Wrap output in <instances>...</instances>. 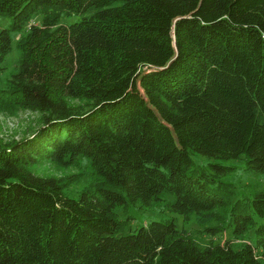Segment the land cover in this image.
<instances>
[{"label":"trees","instance_id":"16d2710c","mask_svg":"<svg viewBox=\"0 0 264 264\" xmlns=\"http://www.w3.org/2000/svg\"><path fill=\"white\" fill-rule=\"evenodd\" d=\"M0 15V63L29 23L0 111L39 115L0 137V264H264V187L234 194L235 165L189 157L264 175V0H0ZM159 201L210 241L114 211Z\"/></svg>","mask_w":264,"mask_h":264},{"label":"rangeland","instance_id":"374dc122","mask_svg":"<svg viewBox=\"0 0 264 264\" xmlns=\"http://www.w3.org/2000/svg\"><path fill=\"white\" fill-rule=\"evenodd\" d=\"M41 15H37L34 18V22L37 23L40 19ZM73 19V16L68 18L67 21ZM11 20V16L7 17L6 15H0V26L8 27ZM29 29V23L24 25L23 31H13L12 32V41L13 44L11 46L10 52L7 53L5 59L1 62L3 68H0V85L7 84V78L9 73L16 68V63L18 58H20V50L16 47V39L19 36V33L26 32ZM0 63V64H1ZM38 111L31 109H21L18 113L10 116V114L0 111V137L5 140L14 138H20L25 135L27 131L31 128L39 125L37 122ZM189 157H191L193 163L198 162L199 164H203L206 168H209L207 162H217L230 166H234L233 171H228L227 173L221 175V179L224 181H228L232 184L234 194H245L249 195V190H251V186L248 184L253 182L254 184H259V189L264 187V175L255 174L254 171L248 170L245 171L243 169L244 164V156L242 155L239 158L234 159H218L217 157H204L200 153L193 151L189 153ZM60 170H57L54 173L60 174ZM69 172V171H66ZM88 177L85 176L83 180L79 181L77 184L71 186V192L76 193L86 181ZM165 198H171L169 194L165 196ZM163 201L156 202L154 205H141L139 203H134L127 205L126 210L123 209L122 205H117L114 207V211L117 215L121 217H126L130 215L129 227L137 228L141 225L146 224L148 221L164 217L168 218L174 216L177 226L181 229L182 227L187 229L190 232L191 236L194 239H197L201 243H207L210 241L209 232L202 230L204 224H201L197 221L194 214H189L185 219L182 217L183 215H179L178 213L169 211L168 209H163ZM210 223V222H209ZM209 225V224H208ZM202 230V231H201ZM249 240H254L252 230L249 234ZM215 242L219 243V245L224 246L227 243L233 242L236 244L239 240L235 241L228 236L227 230H223L220 234L215 235ZM246 240V239H245Z\"/></svg>","mask_w":264,"mask_h":264}]
</instances>
